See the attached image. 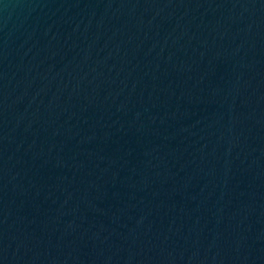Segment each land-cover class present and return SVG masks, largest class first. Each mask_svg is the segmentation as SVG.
Listing matches in <instances>:
<instances>
[{
    "label": "water",
    "instance_id": "1",
    "mask_svg": "<svg viewBox=\"0 0 264 264\" xmlns=\"http://www.w3.org/2000/svg\"><path fill=\"white\" fill-rule=\"evenodd\" d=\"M0 264H264V0H0Z\"/></svg>",
    "mask_w": 264,
    "mask_h": 264
}]
</instances>
